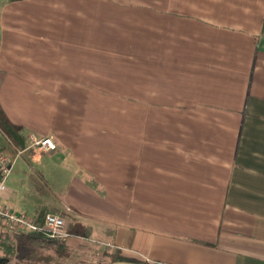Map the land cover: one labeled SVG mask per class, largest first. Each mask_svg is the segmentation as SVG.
I'll list each match as a JSON object with an SVG mask.
<instances>
[{"label":"crops","instance_id":"obj_1","mask_svg":"<svg viewBox=\"0 0 264 264\" xmlns=\"http://www.w3.org/2000/svg\"><path fill=\"white\" fill-rule=\"evenodd\" d=\"M0 128L60 264H264V0L2 1Z\"/></svg>","mask_w":264,"mask_h":264},{"label":"built area","instance_id":"obj_2","mask_svg":"<svg viewBox=\"0 0 264 264\" xmlns=\"http://www.w3.org/2000/svg\"><path fill=\"white\" fill-rule=\"evenodd\" d=\"M0 138L12 144L8 135L0 128ZM33 146L39 151L50 152L57 150V144L53 137L33 138ZM13 165L3 146L0 145V222L4 227L13 233H42L52 239H67L70 234L66 230L63 217L49 213L46 214L43 222L24 213H17L1 202V192L6 188V180L12 172Z\"/></svg>","mask_w":264,"mask_h":264},{"label":"trees","instance_id":"obj_3","mask_svg":"<svg viewBox=\"0 0 264 264\" xmlns=\"http://www.w3.org/2000/svg\"><path fill=\"white\" fill-rule=\"evenodd\" d=\"M17 241L27 244L32 242L40 243V248L23 257L19 264H56L54 262L55 257L64 259L70 256L69 249L61 239H52L42 233H16L12 235L2 233L0 234V264H8L14 259ZM42 250H50L53 253L45 254L41 252ZM112 260L137 262L118 255L112 256Z\"/></svg>","mask_w":264,"mask_h":264},{"label":"rangeland","instance_id":"obj_4","mask_svg":"<svg viewBox=\"0 0 264 264\" xmlns=\"http://www.w3.org/2000/svg\"><path fill=\"white\" fill-rule=\"evenodd\" d=\"M2 1H10V0H0V2H2ZM0 142H1V144H3V146H6L7 143H8L4 139L3 140L0 139ZM2 233H9V234L12 235L13 232L8 231L4 227L3 223L0 222V234H2ZM15 245H16V252H15V261H14V263H18V261L20 259H22L23 257H25L29 252H32V251L37 250V249L40 248V244H37V243L36 244H31V243L27 244V243H21V242L17 241ZM41 252L45 253V254H52L53 253V251H50V250H42ZM97 261L105 262L106 260L99 259ZM54 262L56 264H60L59 263V259L57 257H55Z\"/></svg>","mask_w":264,"mask_h":264}]
</instances>
